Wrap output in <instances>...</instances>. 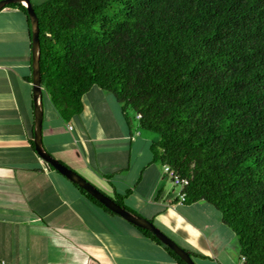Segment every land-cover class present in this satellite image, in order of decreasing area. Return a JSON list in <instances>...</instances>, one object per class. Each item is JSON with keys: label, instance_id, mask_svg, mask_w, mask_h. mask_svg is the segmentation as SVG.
I'll return each mask as SVG.
<instances>
[{"label": "trees", "instance_id": "16d2710c", "mask_svg": "<svg viewBox=\"0 0 264 264\" xmlns=\"http://www.w3.org/2000/svg\"><path fill=\"white\" fill-rule=\"evenodd\" d=\"M12 5L29 20L22 2ZM33 6L41 84L61 117L81 113L94 85L112 93L131 131L158 134L153 162L189 180L185 202L213 204L236 233L243 264H264V0ZM31 145L36 151L34 138ZM115 200L127 208L123 196ZM133 225L187 264L152 231Z\"/></svg>", "mask_w": 264, "mask_h": 264}, {"label": "crops", "instance_id": "0c3cea01", "mask_svg": "<svg viewBox=\"0 0 264 264\" xmlns=\"http://www.w3.org/2000/svg\"><path fill=\"white\" fill-rule=\"evenodd\" d=\"M42 100L46 151L107 195L123 196L129 210L196 253V263L243 264L238 237L222 213L205 200L179 201L180 188L152 160L154 136L130 130L115 96L94 85L84 95L83 111L70 121L44 87ZM34 129L31 23L19 6H5L0 10V264H180L163 245L48 165L32 148Z\"/></svg>", "mask_w": 264, "mask_h": 264}, {"label": "water", "instance_id": "95a60500", "mask_svg": "<svg viewBox=\"0 0 264 264\" xmlns=\"http://www.w3.org/2000/svg\"><path fill=\"white\" fill-rule=\"evenodd\" d=\"M12 2L26 3L29 20L32 30V67H33V100H34V113H35V129H34V144L35 150L46 161L48 165L56 169L71 181L77 183L80 187L84 188L87 192L97 198L110 210L121 215L131 223L152 231L163 243L168 245L175 253H177L187 264H197L191 254L179 245L174 239L163 232L157 227L151 220L132 213L130 210L120 205L113 197L107 195L92 182L87 180L76 170L70 168L66 164L62 163L59 159L54 157L51 153L45 150L43 144V86L41 84L40 73V29H39V17L33 6L31 0H0V10L7 4Z\"/></svg>", "mask_w": 264, "mask_h": 264}, {"label": "built area", "instance_id": "2783aa9c", "mask_svg": "<svg viewBox=\"0 0 264 264\" xmlns=\"http://www.w3.org/2000/svg\"><path fill=\"white\" fill-rule=\"evenodd\" d=\"M137 118H140L139 114H137ZM163 171L172 180L173 185L180 188L179 201L185 202L187 198L185 189L189 185V180L181 176L170 164H163Z\"/></svg>", "mask_w": 264, "mask_h": 264}, {"label": "rangeland", "instance_id": "374dc122", "mask_svg": "<svg viewBox=\"0 0 264 264\" xmlns=\"http://www.w3.org/2000/svg\"><path fill=\"white\" fill-rule=\"evenodd\" d=\"M46 1V0H45ZM31 2L32 3H34L35 2V0H31ZM35 5H39V4H41L40 2H38V3H34ZM113 97H114V95L112 94V93H110ZM139 130H142L144 133H145V135H152V136H154L153 138L155 139L156 137H158V134L157 133H155V132H153V131H151V130H148V129H141V128H138ZM197 264H198V262H197Z\"/></svg>", "mask_w": 264, "mask_h": 264}]
</instances>
